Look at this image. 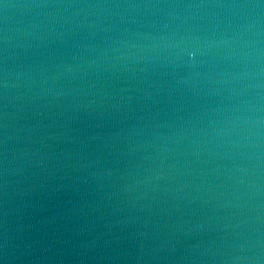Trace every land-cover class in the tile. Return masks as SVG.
<instances>
[{"label":"water","instance_id":"water-1","mask_svg":"<svg viewBox=\"0 0 264 264\" xmlns=\"http://www.w3.org/2000/svg\"><path fill=\"white\" fill-rule=\"evenodd\" d=\"M0 264H264V2L0 0Z\"/></svg>","mask_w":264,"mask_h":264},{"label":"snow or ice","instance_id":"snow-or-ice-1","mask_svg":"<svg viewBox=\"0 0 264 264\" xmlns=\"http://www.w3.org/2000/svg\"><path fill=\"white\" fill-rule=\"evenodd\" d=\"M264 2V0H262ZM187 55H190L191 57L195 58L197 56L198 49L191 48V49H186Z\"/></svg>","mask_w":264,"mask_h":264}]
</instances>
